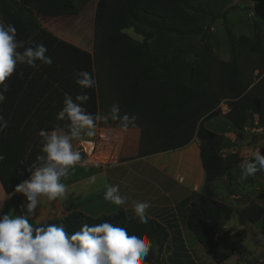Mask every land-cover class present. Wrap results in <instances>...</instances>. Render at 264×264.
Returning <instances> with one entry per match:
<instances>
[{
	"label": "trees",
	"instance_id": "1",
	"mask_svg": "<svg viewBox=\"0 0 264 264\" xmlns=\"http://www.w3.org/2000/svg\"><path fill=\"white\" fill-rule=\"evenodd\" d=\"M79 0H0V20L17 28V39L25 47L43 43L53 64L37 61V68L17 65L6 81V100L0 104V115L9 122L0 132V183L6 194L29 178L27 171L40 154L39 133L63 128L66 122L56 119L66 95L75 98L87 94L83 107L99 114V95L94 63L107 83L102 108L107 115L118 103L121 115L135 114L140 130L139 155L147 156L181 149L194 138L200 140L199 157L204 171L201 195L187 209L184 225L215 264L230 258L223 228L235 215L239 225L256 224L264 217V205L250 203L235 209L214 198L213 183L231 179V171L241 162L236 154L221 155L227 140L206 127L221 115L222 102L227 112L222 117L231 131L239 133L256 117V128L264 129V48L254 33L235 38L227 30L229 60L217 58L206 40L209 34L201 21L208 16L194 6L197 0H98L94 13L93 53L72 45L42 28L36 15L42 17L76 16ZM203 13L202 14H200ZM257 30V27L254 25ZM131 30L142 36L137 41L125 33ZM199 38L203 44L193 42ZM256 54L258 65L250 74L242 71L243 49ZM23 51V49H19ZM85 70L96 80L93 88L83 89L75 83L77 71ZM117 125V122L107 121ZM264 154V148H259ZM251 159V158H250ZM239 171L241 169L239 167ZM254 176L249 177L253 180ZM264 193V188H261ZM107 221L125 227L129 235H146L153 244L144 264H159L169 233L159 222L147 216L140 223L124 211L91 217L70 212L58 220L42 224H63L71 234L88 223Z\"/></svg>",
	"mask_w": 264,
	"mask_h": 264
},
{
	"label": "clouds",
	"instance_id": "2",
	"mask_svg": "<svg viewBox=\"0 0 264 264\" xmlns=\"http://www.w3.org/2000/svg\"><path fill=\"white\" fill-rule=\"evenodd\" d=\"M25 47L17 39V28L12 23L0 20V104L6 100L8 85L6 81L16 71L17 65L26 64L37 68L39 61L51 66L53 59L46 55L48 48L43 43ZM23 49V51H19ZM75 83L83 89L93 88L96 80L88 71L74 73ZM85 94L73 98L66 95L63 107L56 119L66 122L64 127L42 130L39 133L40 154L30 164L29 178L15 187V193L23 194L26 200L16 209L4 212V201L0 200V264H144L153 247L146 235H129L125 227L107 221L89 225L83 224L79 230L69 234L63 224L34 225L32 219L38 214L40 197L55 201L66 195V179L69 170L82 162V155L74 147V141L94 138L97 122H117L122 132L137 127L135 114L121 115L120 105L113 104L107 115L92 114L83 107L89 100ZM9 122L0 115V132ZM5 157L0 155V161ZM239 180L246 181L257 171H264V154L257 149L251 159L240 164ZM105 201L121 206L129 197L122 195L119 185L109 184L104 192ZM135 218L147 223V201H132Z\"/></svg>",
	"mask_w": 264,
	"mask_h": 264
},
{
	"label": "crops",
	"instance_id": "3",
	"mask_svg": "<svg viewBox=\"0 0 264 264\" xmlns=\"http://www.w3.org/2000/svg\"><path fill=\"white\" fill-rule=\"evenodd\" d=\"M227 110L221 111L217 118L222 117ZM97 124L96 136L82 140L96 143L95 156L89 158L82 156V162L69 170L66 179L62 178V182L66 184L64 197L51 202L44 197L39 198L38 214L31 223L37 225L43 221L58 220L74 211L91 217L110 215L119 211H124L128 216H135L132 201H147L151 204L147 216L159 222L169 233L163 253L169 250L172 253L173 246L189 248L188 246L195 240L193 235L187 236L184 230L185 216L190 205L201 195L204 185V171L199 157L200 140L194 138L181 149L140 156L138 128L122 132L117 125L109 124L107 121H99ZM226 128L229 132L223 131V128L215 132L221 134L228 143L227 148L222 150L225 153L222 156L236 154L241 162L252 158L255 152L252 142L244 139L245 136L239 139V133L244 134L245 130L236 133L231 131L229 126ZM252 131L258 133L261 130L252 128ZM82 141H74V147L77 148ZM241 162L235 170H239ZM258 175L253 180L257 179ZM253 180L250 181L248 178L246 181L253 184ZM227 183L231 185L228 181ZM258 183L260 188H264L263 181ZM109 184L119 185L121 194L129 197L125 205L117 206L105 201L104 192ZM214 184L215 182L214 198L218 200ZM247 188L244 190L241 188L239 191L232 188L227 190L231 207L242 209L250 204L242 205L241 201L245 198L248 200L251 188ZM258 189L255 188L256 191ZM221 195L219 198L224 199V194ZM3 199L4 212L16 209L19 214L18 206L26 197L15 193V190L6 194L0 183V200ZM256 204L262 206L261 203ZM170 253H167V256ZM185 256L189 258L188 254ZM189 260L190 264H195L192 259ZM257 264H264V259L259 260Z\"/></svg>",
	"mask_w": 264,
	"mask_h": 264
},
{
	"label": "rangeland",
	"instance_id": "4",
	"mask_svg": "<svg viewBox=\"0 0 264 264\" xmlns=\"http://www.w3.org/2000/svg\"><path fill=\"white\" fill-rule=\"evenodd\" d=\"M98 0H79L77 3L78 13L76 16L68 17H42L36 15L39 25L53 34L54 36L75 45L87 52L93 53L94 44V13L95 5ZM244 0H197L194 6L201 9L202 12H208L210 15L214 16L212 20L208 16L201 21L203 28L209 34L208 38L204 40L211 46L213 52L216 54L217 58L227 61L229 60V44L227 40V30L230 31L235 38L239 36H246L252 39L254 33L261 37V47L264 48V0H246L247 4L243 5ZM203 15V13L200 12ZM257 27V30L254 28ZM129 36L137 41L142 40V36L135 35L131 30H125ZM193 42H199V38L193 39ZM259 59L256 54L249 51L246 48L243 49L242 59L240 65L242 71L253 79L257 72L255 71L250 74V69L253 65H258ZM94 71L96 74L97 84L96 88L99 95V113L100 115H105L102 108L104 101L103 95L106 89L107 83L102 77V72L99 70L98 66L94 63ZM222 112L227 110V106L222 102L219 106ZM256 122V117H254L252 122H249L245 127V132L239 133V139L244 137L248 141L252 142L253 151L261 147L264 148V129L257 128L261 131L256 133L252 131V128H256L254 123ZM227 121L222 118H215L207 123V128L213 132H218L223 128V131L229 130L226 128L229 125ZM246 128V129H245ZM247 137V138H246ZM225 154L221 151V155ZM241 172L239 170L231 171V179L225 181V179H219L215 181V192L217 199L226 204L230 205V199L226 193L228 189L232 188L234 191H239L241 188H251L248 200L241 199L242 205H247L248 203H261L264 205V193L259 187L261 181L264 182V171L260 172L258 178L253 180V184L247 181L241 182L239 176ZM255 181V182H254ZM259 188L258 191L255 188ZM221 194H224V199L219 198ZM248 195V194H247ZM222 196V195H221ZM252 199L251 201H249ZM187 236H192V234L185 228L184 229ZM223 233L225 234V241L230 248V258L224 264H257L259 260L264 259V217L261 218L256 224H244L242 226L236 220V216L233 215L230 220L225 224L223 228ZM195 240V239H194ZM190 244V243H189ZM187 244V246L189 245ZM185 248L184 246H173L172 253L170 250L165 251L161 256H157V252L154 250V258L159 260V264H190L192 259L195 264H215L206 251L196 242V240ZM169 249V248H168ZM187 249V251H186ZM187 252V253H186ZM167 253L170 255L167 256ZM185 254L189 256L186 257ZM167 256V257H166Z\"/></svg>",
	"mask_w": 264,
	"mask_h": 264
},
{
	"label": "built area",
	"instance_id": "5",
	"mask_svg": "<svg viewBox=\"0 0 264 264\" xmlns=\"http://www.w3.org/2000/svg\"><path fill=\"white\" fill-rule=\"evenodd\" d=\"M96 143L94 141H82L78 144L77 150L81 152V155L89 158L95 156Z\"/></svg>",
	"mask_w": 264,
	"mask_h": 264
},
{
	"label": "water",
	"instance_id": "6",
	"mask_svg": "<svg viewBox=\"0 0 264 264\" xmlns=\"http://www.w3.org/2000/svg\"><path fill=\"white\" fill-rule=\"evenodd\" d=\"M242 4H243V5H246V4H247V1H246V0H244Z\"/></svg>",
	"mask_w": 264,
	"mask_h": 264
}]
</instances>
